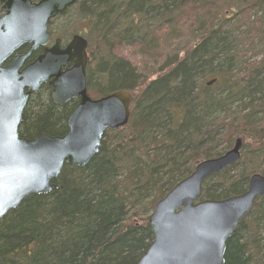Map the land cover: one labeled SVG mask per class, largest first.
Wrapping results in <instances>:
<instances>
[{"label": "trees", "instance_id": "trees-1", "mask_svg": "<svg viewBox=\"0 0 264 264\" xmlns=\"http://www.w3.org/2000/svg\"><path fill=\"white\" fill-rule=\"evenodd\" d=\"M74 26L88 41V93L130 91L131 116L86 166L65 164L56 190L0 220V264H137L153 240L149 214L198 163L241 140L239 161L204 182L201 200L241 195L264 175V0H77L49 30L66 44ZM127 48L142 67L119 55ZM77 103L57 106L42 86L20 136L64 135ZM225 264H264V195Z\"/></svg>", "mask_w": 264, "mask_h": 264}, {"label": "water", "instance_id": "water-1", "mask_svg": "<svg viewBox=\"0 0 264 264\" xmlns=\"http://www.w3.org/2000/svg\"><path fill=\"white\" fill-rule=\"evenodd\" d=\"M76 2L0 0V220L27 197L56 190L54 181L65 164L86 166L99 152L105 132L129 122V91L98 99L88 93L87 39L75 34L65 46L59 38L51 44L53 19ZM45 84L57 106L78 99L67 119L68 131L21 137L23 112ZM241 147L237 140L223 155L203 160L156 203L149 217L153 240L137 264H225L228 240L264 195V175L254 174L245 193L224 200H201L202 186L239 161Z\"/></svg>", "mask_w": 264, "mask_h": 264}, {"label": "rangeland", "instance_id": "rangeland-1", "mask_svg": "<svg viewBox=\"0 0 264 264\" xmlns=\"http://www.w3.org/2000/svg\"><path fill=\"white\" fill-rule=\"evenodd\" d=\"M34 1H37V0H34ZM80 29H82L81 26H77V27L74 26L73 30L70 31L71 35L68 38V41L71 39L72 35L75 34L77 30H80ZM67 34L69 35V31L63 32L62 36L66 37ZM57 38H60V37H57ZM53 39H56V37H54ZM118 53H119V55H122V56H125V57L129 58L131 61H133L139 67H142L141 65L144 63V59L139 54L135 53V48L123 49L122 51L120 50ZM152 212L153 211H151V213ZM151 213L149 214V217H150Z\"/></svg>", "mask_w": 264, "mask_h": 264}, {"label": "flooded vegetation", "instance_id": "flooded-vegetation-1", "mask_svg": "<svg viewBox=\"0 0 264 264\" xmlns=\"http://www.w3.org/2000/svg\"><path fill=\"white\" fill-rule=\"evenodd\" d=\"M3 12V11H2ZM53 38V37H52ZM62 45L63 46H65L66 44L64 43V41H62ZM50 90V89H49ZM50 96H51V94H50ZM77 101H78V99H77Z\"/></svg>", "mask_w": 264, "mask_h": 264}, {"label": "bare ground", "instance_id": "bare-ground-1", "mask_svg": "<svg viewBox=\"0 0 264 264\" xmlns=\"http://www.w3.org/2000/svg\"><path fill=\"white\" fill-rule=\"evenodd\" d=\"M129 92H130V91H129ZM130 93H131V92H130ZM131 94H132V93H131ZM132 95H133V94H132ZM133 97H134V96H133ZM238 140H239V139H238ZM240 141H241V140H240ZM201 162H202V161H201ZM198 164H199V163H198ZM198 164H197V165H198Z\"/></svg>", "mask_w": 264, "mask_h": 264}]
</instances>
